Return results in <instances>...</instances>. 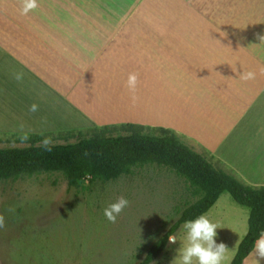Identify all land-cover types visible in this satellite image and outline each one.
<instances>
[{"label":"crops","instance_id":"1","mask_svg":"<svg viewBox=\"0 0 264 264\" xmlns=\"http://www.w3.org/2000/svg\"><path fill=\"white\" fill-rule=\"evenodd\" d=\"M15 4L0 5V87L8 84L17 95L8 103L15 120L25 119L35 104V115L24 121L66 108L88 126H107L102 112L109 98L129 95L130 73L142 76L136 87L156 91L169 73L176 84L186 80L180 91L198 95L201 128L228 135L233 145L242 137L236 129L244 119L247 126L264 120V75L258 71L264 67V0H94L82 4L88 17L61 0H37L27 15ZM248 71L256 78L242 81L239 75ZM184 128L172 131L187 135ZM234 129L241 137H232ZM217 137L208 150L223 141Z\"/></svg>","mask_w":264,"mask_h":264},{"label":"rangeland","instance_id":"2","mask_svg":"<svg viewBox=\"0 0 264 264\" xmlns=\"http://www.w3.org/2000/svg\"><path fill=\"white\" fill-rule=\"evenodd\" d=\"M61 1L71 3L73 13L78 9L80 15L86 17L90 14L82 9V4H94V0ZM2 2L0 0V5ZM15 3L17 7L21 0ZM7 42L9 44V40ZM1 76L0 68V81ZM146 76L154 77V73ZM185 83L186 80L176 84L174 74L169 73L157 91L151 85L136 87L138 100L135 105L131 102L130 91L120 101L110 102L109 98V108L102 112L106 113L107 126L140 125L138 122L143 121L140 123L153 124L150 126L164 124L172 131L185 124L184 129L188 131L183 132L188 136L174 132L188 147L207 154L217 168L243 184L264 186V120L253 121L247 126L244 119L236 129V133L241 129L242 137L235 134L234 129L232 137L241 138L234 145L228 143V135L217 137L212 127L201 128L203 114L199 111V97L193 91L189 94L180 91ZM0 90H3V93L0 91V148L24 147L26 144L14 140L34 132L47 133L54 143L63 144L64 141L54 137L56 133L89 127L76 112L66 108L51 115L54 119H48L49 115L24 121L35 115L30 112L24 113L25 119L15 120L8 103L17 95L11 92L8 84ZM94 127L101 126L94 121ZM215 137L216 141H223L215 143V149L210 151L207 146ZM121 196L129 204L115 223H111L105 218L104 209ZM194 200L184 179L156 166L135 168L129 176L86 184L78 190L69 189L58 173L0 180V215L4 216V227L0 228V264H137L148 247L178 218L179 212ZM248 212L228 193H223L205 213L218 226L215 243L223 242L228 248L221 264L230 263L245 235ZM182 226L174 234L177 242L168 243L151 264H179V250L187 244ZM251 254L243 264H253L255 259L258 264H264V259L255 257L253 251Z\"/></svg>","mask_w":264,"mask_h":264},{"label":"trees","instance_id":"3","mask_svg":"<svg viewBox=\"0 0 264 264\" xmlns=\"http://www.w3.org/2000/svg\"><path fill=\"white\" fill-rule=\"evenodd\" d=\"M24 137L14 140L26 144L24 147L0 148V180L58 173L69 189L78 190L86 184L129 176L143 166L165 168L184 179L195 200L179 212L137 264L153 263L165 250L167 237L175 234L186 220L207 213L223 193L249 211L247 231L229 264H243L253 251L254 241L264 233V186L236 180L210 162L211 157L192 150L169 129L129 123L89 126L76 132L56 133L54 137L63 144L54 143L43 132ZM45 140L50 141L47 147Z\"/></svg>","mask_w":264,"mask_h":264},{"label":"clouds","instance_id":"4","mask_svg":"<svg viewBox=\"0 0 264 264\" xmlns=\"http://www.w3.org/2000/svg\"><path fill=\"white\" fill-rule=\"evenodd\" d=\"M37 7V0H21L20 14L27 15ZM259 39L261 42H264V36L259 37ZM258 71L261 75H264V67H260ZM19 78L18 76L17 79ZM239 78L242 81L254 80L256 78V72H243L239 75ZM137 83L138 75L136 73H130L126 81V86L132 93L130 99L133 105L138 100V97L135 95ZM36 110L37 106L33 104L30 107V111L34 112ZM49 143V140L43 142L45 147ZM47 150L50 151V149ZM128 204L129 201L126 198L123 196L118 197L114 203L109 204L104 209L103 214L109 222L115 223L116 218ZM2 227H4V216L0 215V228ZM182 227L186 232L187 244L179 250V264H221L228 248L223 242L219 244L215 243L217 224L211 222L206 214H201L194 219L186 220ZM167 240L169 244H173L177 242V237L174 234H170ZM253 252L255 257L264 259V233L254 241ZM250 255L252 254L250 253ZM253 264H258V260L255 259Z\"/></svg>","mask_w":264,"mask_h":264}]
</instances>
